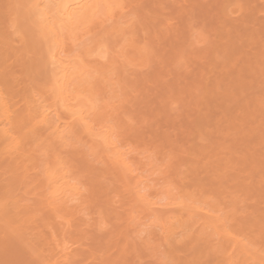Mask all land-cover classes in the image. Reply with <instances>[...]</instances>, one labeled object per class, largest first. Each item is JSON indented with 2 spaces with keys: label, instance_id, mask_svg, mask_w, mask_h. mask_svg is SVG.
I'll list each match as a JSON object with an SVG mask.
<instances>
[{
  "label": "rangeland",
  "instance_id": "374dc122",
  "mask_svg": "<svg viewBox=\"0 0 264 264\" xmlns=\"http://www.w3.org/2000/svg\"><path fill=\"white\" fill-rule=\"evenodd\" d=\"M115 1L0 0V264H264V0Z\"/></svg>",
  "mask_w": 264,
  "mask_h": 264
},
{
  "label": "bare ground",
  "instance_id": "6f19581e",
  "mask_svg": "<svg viewBox=\"0 0 264 264\" xmlns=\"http://www.w3.org/2000/svg\"><path fill=\"white\" fill-rule=\"evenodd\" d=\"M41 1H43V5H42V16H43V18H44V21L46 22V24L51 28V29H53V30H55V33L56 32H58V30H62V32H63V29L64 28H68V29H70L69 31H71V29H72V31H75V30H73V29H75V28H77V30H78V28H80L81 26L83 27V24H85L86 22L87 23H89V22H91V20H90V17H89V20H87L88 18H86L87 16H90V15H95V14H93L95 11H96V9H98V8H100V6H99V4H100V2H101V4L100 5H103L104 3H108L107 1H110V3L113 5V3L115 4H118L117 2L118 1H115V2H113L112 0H41ZM103 3V4H102ZM109 3V4H110ZM110 4V5H111ZM110 5H109V7H110ZM111 5V6H112ZM98 7V8H97ZM103 7H106V5L104 4V6H102L101 8H103ZM100 8V9H101ZM105 9V8H104ZM99 12V11H98ZM38 13V12H37ZM96 13V12H95ZM93 18H94V16H93ZM93 18L91 17V19L93 20ZM85 19H86V21H85ZM40 22V21H39ZM42 24V23H41ZM45 25V24H44ZM46 25V26H47ZM79 26V27H78ZM86 26H87V24H86ZM85 26V27H86ZM89 27V26H88ZM65 30V29H64ZM60 31L58 32L59 34H60ZM65 31H67V29L65 30ZM69 31H67V32H69ZM62 32H61V34H62ZM76 32V31H75ZM74 32V33H75ZM53 33H54V31H53ZM54 33V34H55ZM70 33V32H69ZM59 34H57V35H59ZM60 34V35H61ZM64 34V33H63ZM56 35V34H55ZM70 35H71V33H70ZM56 37V36H55ZM60 37V36H59ZM62 37V36H61ZM56 41H57V39H55ZM59 41V40H58ZM52 44V43H51ZM56 44V43H55ZM64 45V44H63ZM55 46H57V45H55ZM50 48H52V47H50ZM56 48V47H55ZM52 49H54V48H52ZM59 49V48H58ZM51 50V49H50ZM52 51H54V52H59V50H52ZM51 51V52H52ZM50 52V53H51ZM56 53H54V54H56ZM52 54V53H51ZM53 54V55H54ZM58 54V53H57ZM60 55H61V53H60ZM60 55L58 56V58L60 57ZM52 56V55H51ZM55 56V55H54ZM53 58V57H52ZM52 58H50V60H52ZM58 58H56L55 57V61L56 62H54V60H52L53 61V66H54V68L56 69V71H58L56 74L57 75H59V79H61V80H63V82L66 80V81H68L69 83H71L70 82V79H73V76L75 75L76 76V73H77V76H78V69L77 68H79V66H77V68H76V70L74 69V68H71V66L70 67H68V65L67 66H65L64 64L66 63V62H68V61H65L63 58L64 57H61L60 58V61H61V64L62 65H64V66H62V65H60V63L59 62H57L58 60H56V59H58ZM64 60V64L62 63V60ZM66 59V58H65ZM50 63H51V61H50ZM69 63V62H68ZM73 66V65H72ZM52 67V66H51ZM83 70V69H82ZM52 71L53 72H55L54 70H53V68H52ZM77 71V72H76ZM80 72H81V70H80ZM54 74V73H53ZM81 75V74H80ZM55 75H53L52 76V79H53V77H54ZM76 76V77H77ZM82 76V75H81ZM61 77V78H60ZM76 77H74V78H76ZM54 78H56V76L54 77ZM54 80V79H53ZM57 79H55L54 80V82L56 81ZM74 80V79H73ZM76 80H77V78H76ZM59 81V80H58ZM66 81L64 82V84H68V83H66ZM61 82V81H60ZM59 82V83H60ZM62 82V83H63ZM56 84L57 83H54V85H55V87H56ZM69 86V85H68ZM57 87L59 88V92H62L61 90H63L62 88H64L65 87V85H64V87H63V84L61 85V88H60V86H58V84H57ZM57 87L55 88L56 90H54V88H53V94H54V91L56 92V96L58 97V93H57ZM66 88V87H65ZM68 90V89H67ZM51 92V91H50ZM64 93H66V92H64ZM52 94V95H53ZM59 94H61V93H59ZM51 95V94H50ZM63 95V94H62ZM61 95V96H62ZM65 95H68L67 93L65 94ZM65 95H64V97H65ZM55 96V95H54ZM54 96H52L51 98H53ZM60 96V97H61ZM57 97H55V98H57ZM67 97V96H66ZM63 98V97H62ZM54 99V98H53ZM53 99H51V100H53ZM57 100V99H56ZM59 101H61V102H63V104H61V102H60V105H61V107L63 108V106H64V101H62V100H60V99H58ZM69 100V99H68ZM54 101H55V99H54ZM58 101V102H59ZM70 101V100H69ZM57 103V102H56ZM66 103V102H65ZM72 103V102H71ZM67 104V103H66ZM54 105H56V106H58L59 104H54ZM25 107H27V106H25ZM60 107V106H59ZM65 107V106H64ZM76 107H77V104H76ZM28 108V107H27ZM89 107H87V109H88ZM30 109L32 110L33 108H31L30 107ZM53 109V107L51 108V107H49V110L48 109H46L45 107H43V108H39V109H35V111H34V109L32 110V115L34 114V117H36L35 116V114H37L38 116V118H33V119H35V122H39V126H41V124H43V127H46V128H48V129H50V128H54L55 127V125H56V123H55V125L53 126V123L51 124L50 123V125L51 126H53V127H50V125H49V121L50 122H53V121H51L50 119V115H51V113H53L51 110ZM71 109V108H70ZM81 109V108H80ZM90 109V108H89ZM24 110V109H23ZM31 110H29V108L27 109V111H28V113H31ZM37 110V111H36ZM56 110V109H55ZM65 110H67V109H65ZM73 110V109H72ZM84 110V109H83ZM21 111V110H20ZM25 111V110H24ZM34 111V112H33ZM64 111V110H63ZM70 111V110H69ZM81 111V110H80ZM87 111V110H86ZM90 111V110H89ZM48 112H50V113H48ZM56 112H58L57 110H56ZM55 113V112H54ZM77 113H79V112H77ZM85 113H87V112H85ZM72 114H74L73 112H72ZM80 114H82V112L80 113ZM9 115V114H8ZM7 115V116H8ZM5 116H6V114H5ZM30 117H31V114L29 115ZM56 116L57 117H55V118H58L59 119V117H58V115L56 114ZM75 116H78V114H76L75 113ZM82 116V115H81ZM33 117V116H32ZM70 117V116H69ZM19 118V117H18ZM22 118V117H21ZM25 118V117H24ZM81 117H79V119H80ZM7 119V118H6ZM26 119V118H25ZM24 119V120H25ZM37 119H39L38 121H36ZM57 119V121H58V126L56 125V127L54 128V129H56V132L54 131V129H53V131L52 132H50V133H55V136H56V134H58V133H60V132H58V130L59 131H64L63 133H65L66 132V128L67 127H69V125L67 126H65L64 127V129H63V124H62V126L61 125H59L60 124V121H61V123H62V120H58ZM79 119H75V120H79ZM16 120V119H15ZM23 120V121H24ZM75 120H72V122L73 121H75ZM81 120H82V118H81ZM81 120H79L78 121V123H80V121ZM28 121H31V120H28ZM32 122V121H31ZM88 122V121H87ZM18 123V122H17ZM16 123V124H17ZM67 123V122H66ZM6 124V123H5ZM14 124V123H13ZM46 124H48L47 126H46ZM12 125V124H11ZM74 125V124H73ZM85 125H87V124H85ZM18 126V125H17ZM16 127V126H15ZM20 127V126H19ZM42 127V126H41ZM50 127V128H49ZM60 127H62V128H60ZM79 127V126H78ZM88 127H90V126H88ZM30 128V127H29ZM71 128H72V126L70 127V130H71ZM62 129V130H61ZM68 130H69V128H67ZM6 130V129H5ZM51 130V129H50ZM26 131V130H25ZM72 131V130H71ZM89 131H91L90 129H89ZM101 131H103V130H101ZM101 131H99V133L101 132ZM7 132V131H6ZM42 132V131H41ZM58 132V133H57ZM108 132V131H107ZM27 133V132H26ZM62 133V134H63ZM98 133V132H97ZM61 134V135H62ZM90 134V133H89ZM100 134H102V133H100ZM54 135V134H53ZM94 135V133H92V136ZM8 136V135H7ZM99 139H101V138H99ZM93 140V139H92ZM13 141V140H12ZM22 141H23V139H22ZM90 142H92V141H90ZM95 142V141H94ZM18 143V142H17ZM103 145H104V143H103ZM20 147V146H19ZM109 147H111V146H109ZM103 151H105V147L103 148ZM109 152V151H108ZM104 154H103V156L105 155L106 156V152H103ZM109 154V153H108ZM115 154H116V152H115ZM104 156V158H107V157H109V156H106L105 157ZM115 156V155H114ZM118 156V155H117ZM119 157H121V156H119ZM109 161V163L110 164H112L111 162H110V159L109 158H107ZM117 160V159H116ZM114 161V160H113ZM116 162V161H115ZM125 165V164H124ZM113 166V165H112ZM116 167H114V169H115ZM117 171V170H116ZM119 174V172L117 173V175ZM121 175V174H120ZM50 176V175H49ZM55 176V175H54ZM53 176V177H54ZM122 180L124 179L123 177L121 178ZM50 181H52V180H50ZM56 182V181H55ZM120 182H121V180H120ZM69 187V186H68ZM71 188V187H70ZM97 191V190H96ZM96 193V192H95ZM97 193H100V191L98 192L97 191ZM49 203V202H48ZM47 203V204H48ZM55 204V203H54ZM57 206V205H56ZM49 208V207H48ZM51 209V208H50ZM48 210V209H47ZM52 214H53V210H52ZM53 218H54V215H53ZM77 229V228H76ZM51 238V237H50ZM78 241V240H77ZM95 241H96V239H95ZM226 241H228V239H226ZM54 242L52 241V244H53ZM80 246V245H79ZM88 250V249H87ZM58 252V251H57ZM62 253L64 252V251H61ZM98 252V251H97ZM53 255V254H52ZM90 256V255H89ZM93 256V255H92ZM52 257V256H51ZM57 257H58V254H57ZM76 257V256H75ZM79 258V257H78ZM55 259V258H54ZM88 259H89V257H88ZM52 261V260H51ZM65 262H66V260H64ZM102 261V260H101ZM67 263V262H66ZM106 263V262H105Z\"/></svg>",
  "mask_w": 264,
  "mask_h": 264
}]
</instances>
